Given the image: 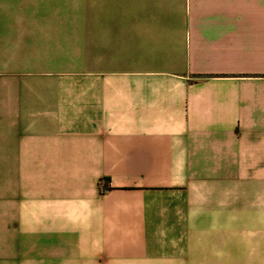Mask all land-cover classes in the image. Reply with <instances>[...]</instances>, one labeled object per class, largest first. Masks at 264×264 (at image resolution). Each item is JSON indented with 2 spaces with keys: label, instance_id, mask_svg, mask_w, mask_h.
<instances>
[{
  "label": "crops",
  "instance_id": "crops-1",
  "mask_svg": "<svg viewBox=\"0 0 264 264\" xmlns=\"http://www.w3.org/2000/svg\"><path fill=\"white\" fill-rule=\"evenodd\" d=\"M107 1L0 56V264H264V0Z\"/></svg>",
  "mask_w": 264,
  "mask_h": 264
},
{
  "label": "rangeland",
  "instance_id": "rangeland-1",
  "mask_svg": "<svg viewBox=\"0 0 264 264\" xmlns=\"http://www.w3.org/2000/svg\"><path fill=\"white\" fill-rule=\"evenodd\" d=\"M119 9L123 3L107 0H0V56H19L43 73L76 74L78 50L92 41L95 20Z\"/></svg>",
  "mask_w": 264,
  "mask_h": 264
}]
</instances>
